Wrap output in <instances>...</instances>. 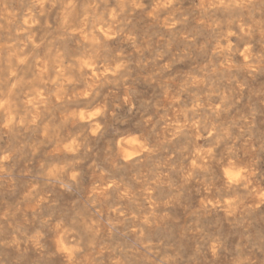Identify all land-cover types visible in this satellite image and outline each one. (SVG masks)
<instances>
[{
    "label": "clouds",
    "instance_id": "1",
    "mask_svg": "<svg viewBox=\"0 0 264 264\" xmlns=\"http://www.w3.org/2000/svg\"><path fill=\"white\" fill-rule=\"evenodd\" d=\"M0 264H264V0H0Z\"/></svg>",
    "mask_w": 264,
    "mask_h": 264
}]
</instances>
